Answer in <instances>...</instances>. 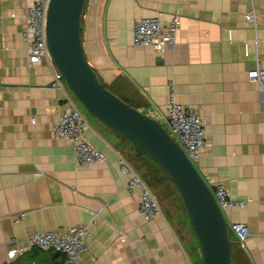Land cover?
<instances>
[{
	"label": "crops",
	"instance_id": "crops-1",
	"mask_svg": "<svg viewBox=\"0 0 264 264\" xmlns=\"http://www.w3.org/2000/svg\"><path fill=\"white\" fill-rule=\"evenodd\" d=\"M28 1L0 0V264H62L64 254L53 249L33 247L13 259L9 252L36 233L80 225L89 227L83 259L90 264H203L182 196L180 211L173 207L179 190L151 157L87 114L86 137L105 161L81 165L73 143L54 134L77 102L65 82L54 84V65L29 64ZM85 7L84 53L105 85L160 119L172 83L177 99L204 117L208 146L195 165L246 203L224 209L229 225L249 227L245 248L232 237L238 264H264V89L250 78L264 68V0H87ZM177 10L182 23L171 46L160 52L135 43L137 18L168 23ZM117 151L142 177L155 171L148 176L163 197L162 215L145 219Z\"/></svg>",
	"mask_w": 264,
	"mask_h": 264
},
{
	"label": "water",
	"instance_id": "water-1",
	"mask_svg": "<svg viewBox=\"0 0 264 264\" xmlns=\"http://www.w3.org/2000/svg\"><path fill=\"white\" fill-rule=\"evenodd\" d=\"M86 1L50 0L47 45L60 79L92 117L151 157L176 184L204 264H232L230 225L195 163L163 123L106 87L88 61L81 37Z\"/></svg>",
	"mask_w": 264,
	"mask_h": 264
},
{
	"label": "built area",
	"instance_id": "built-area-1",
	"mask_svg": "<svg viewBox=\"0 0 264 264\" xmlns=\"http://www.w3.org/2000/svg\"><path fill=\"white\" fill-rule=\"evenodd\" d=\"M183 1L178 0L179 3ZM49 3L50 0H29L26 6L25 25L22 34L26 40L30 65L41 63L54 65L46 36ZM246 18L247 20H254L255 13H248ZM181 23V15L178 10L172 15L168 23H165L160 16L139 17L133 26L134 41L137 45L152 46L161 52L176 41ZM250 78L259 81L261 88L264 89L263 67L258 66L257 69L251 71ZM61 82L64 81L60 79V72L58 71L54 84L58 86ZM171 86L167 112L158 120L166 124L170 134L181 145L190 160L195 163L208 146L205 119L196 108L180 102L172 83ZM70 103V108L56 120L54 134L73 143L75 158L81 165L88 166L105 161L106 156L103 151L86 137L85 130L88 126L86 115L80 111L73 100ZM117 160L122 174L128 177V189L139 192V208L145 219L150 220L162 215L163 209L158 194L120 151H117ZM205 180L223 210L236 205H246L244 201L234 200L229 188L223 182H217L213 178ZM88 229V225H80L71 228L69 232L45 231L36 233L28 239L26 247L10 250L9 258L13 259L24 250L38 247L63 253L65 259L62 264H90L83 259V253L86 251L84 239ZM230 229L232 234L236 235L241 247L245 248V242L249 236L247 224L232 222Z\"/></svg>",
	"mask_w": 264,
	"mask_h": 264
},
{
	"label": "rangeland",
	"instance_id": "rangeland-1",
	"mask_svg": "<svg viewBox=\"0 0 264 264\" xmlns=\"http://www.w3.org/2000/svg\"><path fill=\"white\" fill-rule=\"evenodd\" d=\"M86 4H87V1H86ZM85 9H86V7L84 8V12H83V17H84V15H85ZM81 22H82V20H81ZM65 82V81H64ZM67 85V84H66ZM109 89H111L112 90V88H109ZM71 91V90H70ZM113 92H115L114 90H112ZM118 95V94H117ZM75 98V101L77 102V105H78V107H79V109H80V111L83 113L84 112V114H87V116L89 117V118H92V116L90 115V113L87 111V109L84 107V105L76 98V97H74ZM132 105V104H131ZM165 124V123H164ZM165 126H166V124H165ZM171 184H172V186L173 187H175V188H177V186H176V184L172 181L171 182ZM151 187V186H150ZM152 188V187H151ZM152 189H154V188H152ZM177 190H178V188H177ZM179 193V192H178ZM160 197V203H161V201H163V197H161V196H159ZM173 198H174V205H173V207H175V208H177V209H179L180 211H182L183 210V203H182V201H180V198H181V195L179 194V196L177 195H173ZM161 205H162V203H161ZM186 217H187V214L185 213L184 214ZM188 219V218H187ZM232 237L233 238H235L236 237V235L233 233V235H232ZM195 239L197 240V242H198V239H197V237H196V235H195ZM233 243H234V241H233ZM198 244H199V242H198ZM200 246V245H199ZM237 254H238V251H237V247L236 246H234V245H232V264H238V261H237ZM203 255V254H202ZM203 264H204V262H203Z\"/></svg>",
	"mask_w": 264,
	"mask_h": 264
},
{
	"label": "trees",
	"instance_id": "trees-1",
	"mask_svg": "<svg viewBox=\"0 0 264 264\" xmlns=\"http://www.w3.org/2000/svg\"><path fill=\"white\" fill-rule=\"evenodd\" d=\"M105 84V83H104ZM106 87H108L107 85H105ZM109 88V87H108ZM125 100V99H124ZM126 101V100H125ZM142 152V151H141ZM144 153V152H143ZM145 154V153H144ZM148 156V155H147ZM148 158H150V157H148ZM151 160H152V164H153V162L155 163V165L156 166H158V164L151 158ZM137 168L140 170V168L137 166ZM148 169V171H146V172H144L143 173V177L147 180V182L152 186V184H151V179H150V177L148 176V174H152V173H155V171L152 169V168H147ZM157 186H159V184L157 185ZM153 187V186H152ZM154 188V191L158 194V196H161L162 197V195H161V192L157 189V187L155 188V187H153ZM233 245V244H232Z\"/></svg>",
	"mask_w": 264,
	"mask_h": 264
}]
</instances>
